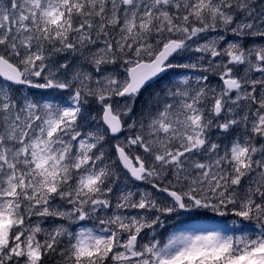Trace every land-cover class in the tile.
Here are the masks:
<instances>
[{
    "label": "snow or ice",
    "instance_id": "1",
    "mask_svg": "<svg viewBox=\"0 0 264 264\" xmlns=\"http://www.w3.org/2000/svg\"><path fill=\"white\" fill-rule=\"evenodd\" d=\"M0 264H264V0H0Z\"/></svg>",
    "mask_w": 264,
    "mask_h": 264
},
{
    "label": "rangeland",
    "instance_id": "2",
    "mask_svg": "<svg viewBox=\"0 0 264 264\" xmlns=\"http://www.w3.org/2000/svg\"><path fill=\"white\" fill-rule=\"evenodd\" d=\"M185 62H187V61H185ZM193 62H195V61L193 60ZM183 72L184 71H182V70H176L173 77H171L170 79H167L164 82V85L167 84V82L169 80L176 81L177 79H179V77L177 76V73H183ZM164 80L165 79H163L161 82H163ZM176 215L177 216H175V217H177L178 219H182V217L184 216V212L181 211V212L177 213ZM212 215H213V217H210L207 220L200 219L199 222H185V223L177 224L171 229L170 233L172 231L180 232V231H188V230H194V229H205V228L221 229V228H231L233 226L232 223H229V224L223 223L222 219L220 218L219 215L217 217H215L216 213H212ZM226 218L229 220V222L233 221L230 215L226 216ZM171 219H173V221H174L175 218L173 217Z\"/></svg>",
    "mask_w": 264,
    "mask_h": 264
},
{
    "label": "trees",
    "instance_id": "3",
    "mask_svg": "<svg viewBox=\"0 0 264 264\" xmlns=\"http://www.w3.org/2000/svg\"><path fill=\"white\" fill-rule=\"evenodd\" d=\"M177 70H182V71H184L185 72V70L184 69H180V68H177ZM162 87V85H159V86H155V88L153 87V86H151V87H148L147 88V90L146 91H144L143 93H142V96L140 97V99L138 100V109H143V108H145L146 107V105H147V102L149 101V99H150V97H151V95H152V93L154 92V91H158L160 88Z\"/></svg>",
    "mask_w": 264,
    "mask_h": 264
},
{
    "label": "water",
    "instance_id": "4",
    "mask_svg": "<svg viewBox=\"0 0 264 264\" xmlns=\"http://www.w3.org/2000/svg\"><path fill=\"white\" fill-rule=\"evenodd\" d=\"M168 71H169V70H168ZM166 73H167V72H166ZM166 73H165V74H166ZM165 74H162V77H163ZM162 77H161V78H162Z\"/></svg>",
    "mask_w": 264,
    "mask_h": 264
}]
</instances>
